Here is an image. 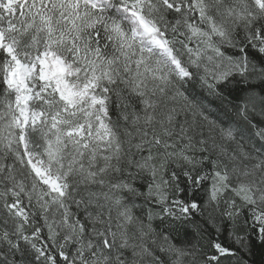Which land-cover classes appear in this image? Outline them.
Segmentation results:
<instances>
[{"label":"trees","instance_id":"16d2710c","mask_svg":"<svg viewBox=\"0 0 264 264\" xmlns=\"http://www.w3.org/2000/svg\"><path fill=\"white\" fill-rule=\"evenodd\" d=\"M123 7L164 33L188 78L133 36ZM11 19L17 53L51 51L81 80L96 77L116 150L92 181L69 176L53 204L25 157L0 43V264H264V209L229 193L210 199L215 169L264 161L254 0H19ZM44 133L27 130L41 154Z\"/></svg>","mask_w":264,"mask_h":264},{"label":"rangeland","instance_id":"374dc122","mask_svg":"<svg viewBox=\"0 0 264 264\" xmlns=\"http://www.w3.org/2000/svg\"><path fill=\"white\" fill-rule=\"evenodd\" d=\"M92 1L96 4L106 2ZM254 1L264 15V0ZM18 2L19 0H0V43L10 55L6 84L16 93V124L23 129L22 145L25 157L30 155L29 160L32 158L40 161L44 167L42 171H46L50 179L51 175L58 178L62 184L61 190L49 189L55 193L50 196L51 201L59 206L60 197L69 188V176L73 175L82 183L92 181L97 172L102 173L108 168L111 154L116 150L110 145L113 142L112 128L107 114L106 98L98 89L95 76L81 80L71 65L51 51L46 50L36 56L16 52L15 41L10 32L13 29L11 17ZM166 4L169 5L168 2ZM123 11L133 25V36L167 58L173 66L175 57L164 33L140 11L126 7H123ZM198 59L197 55L192 58L195 62H199ZM60 61L65 69L64 73L55 75L54 70ZM24 66L31 68L28 74L22 69ZM173 68L181 78L189 77V73L181 65ZM49 113L53 115L49 116ZM40 125L44 128L46 140V148L42 149V154L29 143L27 136L28 129ZM225 138L232 140L228 135ZM60 146L61 149L58 150ZM86 148L89 151H84ZM97 156L102 158L101 163L95 161ZM243 157L242 166L238 163L240 161H236L237 165L230 170L223 172L215 169L210 199L214 201L219 195L229 193L264 209V161L260 163L259 159H255V165L251 166L246 164L248 157ZM193 161L196 162L194 159ZM121 216V226L128 225V215L124 212ZM57 225L66 233H72L64 219L58 220ZM120 243L126 245V241Z\"/></svg>","mask_w":264,"mask_h":264},{"label":"bare ground","instance_id":"6f19581e","mask_svg":"<svg viewBox=\"0 0 264 264\" xmlns=\"http://www.w3.org/2000/svg\"><path fill=\"white\" fill-rule=\"evenodd\" d=\"M134 13H136V12H134ZM176 66L179 67L178 65H176ZM22 69L25 70L26 74H28L31 70V68H27L26 66L22 67ZM64 70L65 69H64V67L60 61L54 70V74L55 75L62 74V73H64ZM30 162H31V165L35 168V170H37V171L38 170L39 171L44 170V167L42 166V163L40 161H36V159L30 158ZM49 180L52 181V183L54 184L55 187H57L56 190H61L62 184L60 183V181L58 180V178L56 176L51 175V179H49ZM46 182H49V181H46Z\"/></svg>","mask_w":264,"mask_h":264},{"label":"water","instance_id":"95a60500","mask_svg":"<svg viewBox=\"0 0 264 264\" xmlns=\"http://www.w3.org/2000/svg\"><path fill=\"white\" fill-rule=\"evenodd\" d=\"M175 64H177V63H174L173 65H175ZM26 157H27V160H28V162H29L32 170L34 171L35 175L40 179V181L43 184H45L46 186H48L50 189H52V191L53 190L56 191V187L54 186V184L52 183V181L49 180L50 179V175H48L46 173V171H39V170L37 171V170H35V168L30 163V160H29L30 155H26ZM46 181H49V182H46Z\"/></svg>","mask_w":264,"mask_h":264}]
</instances>
